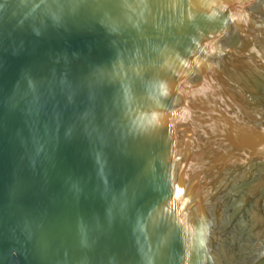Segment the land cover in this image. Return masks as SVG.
<instances>
[{"label": "water", "instance_id": "water-1", "mask_svg": "<svg viewBox=\"0 0 264 264\" xmlns=\"http://www.w3.org/2000/svg\"><path fill=\"white\" fill-rule=\"evenodd\" d=\"M0 264H264V0H0Z\"/></svg>", "mask_w": 264, "mask_h": 264}]
</instances>
